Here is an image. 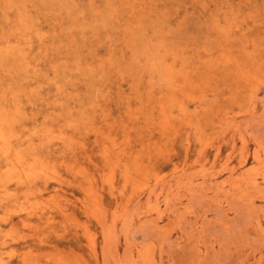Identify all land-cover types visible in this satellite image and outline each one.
<instances>
[{"label":"rangeland","instance_id":"rangeland-1","mask_svg":"<svg viewBox=\"0 0 264 264\" xmlns=\"http://www.w3.org/2000/svg\"><path fill=\"white\" fill-rule=\"evenodd\" d=\"M8 1L0 264H264V0Z\"/></svg>","mask_w":264,"mask_h":264},{"label":"bare ground","instance_id":"bare-ground-1","mask_svg":"<svg viewBox=\"0 0 264 264\" xmlns=\"http://www.w3.org/2000/svg\"><path fill=\"white\" fill-rule=\"evenodd\" d=\"M23 1V0H22ZM21 1V2H22ZM25 1V0H24ZM35 1H37V0H35ZM40 1H42V0H40ZM44 1V0H43ZM42 1V7L44 6L45 7V5L47 4L46 3V0L44 1L45 2V4H44V2ZM52 1V0H51ZM57 2V0H54V2L52 3L53 4V6H54V3H56ZM66 1V0H65ZM64 1V2H65ZM68 1V0H67ZM9 3H10V0L8 1ZM48 2V1H47ZM50 2V1H49ZM49 2H48V5H49ZM59 2V1H58ZM71 2V1H70ZM69 1H68V3L69 4H66V2H65V4L66 5H71L72 3H74L75 4V2H73V0H72V3H70ZM178 2V1H177ZM4 3H6V1L4 2ZM25 3V2H24ZM63 3V2H62ZM62 3L60 2V5H62ZM1 5H3L2 4V2L0 3ZM7 4V3H6ZM32 4H33V2H32ZM31 4V5H32ZM44 4V5H43ZM50 4H51V2H50ZM51 4V5H52ZM58 4V3H57ZM73 4V5H74ZM37 5V4H36ZM59 5V4H58ZM76 5V4H75ZM33 6V5H32ZM67 6V7H68ZM72 6V5H71ZM70 6V9L71 8H73V9H71V11H73L74 10V6H72L71 7ZM1 7V6H0ZM34 7H35V5H34ZM55 7V6H54ZM60 7V6H59ZM62 7H63V5H62ZM62 7L60 8V9H62ZM3 8V7H2ZM4 8H6L5 7V5H4ZM36 8H38L39 9V7H35V10H36ZM58 8V6L56 7V9ZM20 9V8H19ZM21 9H23V6H22V8ZM37 9V11H42V10H38ZM41 9H43V8H41ZM46 9V7L43 9V10H45ZM55 9V10H56ZM59 9V10H60ZM2 10V9H1ZM4 10H6V9H4ZM16 10H18V9H16ZM24 10V9H23ZM27 10V9H26ZM69 10V9H68ZM21 11V10H20ZM4 12V11H3ZM59 12H61V11H59ZM59 12H57V13H59ZM202 12V11H201ZM21 14H22V12H21ZM156 14V13H155ZM80 14H78V16H79ZM217 15V14H216ZM22 16V15H21ZM20 16V17H21ZM209 16V15H208ZM18 17V16H17ZM25 17V16H24ZM75 17V16H74ZM251 17V16H250ZM19 18V17H18ZM77 18V17H76ZM109 18V17H108ZM193 18V17H192ZM198 18V17H197ZM214 18H215V16H214ZM252 18V17H251ZM26 19H28L29 20V18L28 17H26ZM25 18H24V20H26ZM255 19V18H254ZM253 19V20H254ZM7 20H8V18H7ZM35 20V19H34ZM31 21V20H30ZM33 21V20H32ZM39 21V20H38ZM78 21V20H77ZM29 22V21H28ZM34 22V21H33ZM24 23V22H23ZM30 23V22H29ZM81 23V22H80ZM80 23H78L79 24V27H80ZM98 23V22H97ZM27 24V23H26ZM34 24V23H33ZM33 24H31V25H33ZM165 24V23H164ZM215 24V23H214ZM30 26V25H29ZM35 26V25H34ZM33 26V27H34ZM24 27V26H23ZM36 27V26H35ZM34 27V28H35ZM40 27V26H39ZM170 27V26H169ZM80 28H82V30H83V27H80ZM181 28V27H180ZM25 29H26V26H25ZM31 29V28H30ZM159 29V28H158ZM218 29V28H217ZM222 29V28H221ZM182 30V29H181ZM134 31V30H133ZM171 31V30H170ZM28 32V31H27ZM39 32V31H38ZM26 33V32H25ZM42 33V32H41ZM159 33H160V30H159ZM171 34V33H170ZM169 34V35H170ZM28 35V34H27ZM39 35V34H38ZM131 35H132V33H131ZM137 35V34H136ZM135 35V36H136ZM41 36V35H40ZM40 36H38L39 38H40ZM42 36H44V32H43V35ZM135 36L133 37V38H135ZM143 36V35H142ZM141 36V37H142ZM22 37V36H21ZM27 37V36H26ZM143 37H145V36H143ZM107 38V37H106ZM146 38V37H145ZM144 38V39H145ZM30 39V38H29ZM142 39V38H141ZM183 39V38H182ZM17 40V39H16ZM32 40V39H31ZM157 40V39H156ZM163 40V39H162ZM165 40V39H164ZM180 40V39H179ZM179 40H176V41H179ZM26 41H27V39H26ZM40 41V40H39ZM138 41V40H137ZM136 41V42H137ZM160 41V40H159ZM184 41V40H183ZM255 41V40H254ZM148 42V41H147ZM150 42H152V41H150ZM29 43V42H28ZM85 43V42H84ZM134 43V42H133ZM7 44V43H6ZM15 44V43H14ZM155 44V43H154ZM159 44V43H158ZM157 44V45H158ZM219 44V43H218ZM8 45V44H7ZM10 45V44H9ZM12 45V44H11ZM28 45V44H27ZM138 45H139V43H138ZM151 45V44H150ZM205 45V44H204ZM22 46V45H21ZM25 46V45H24ZM136 46V45H135ZM140 46V45H139ZM2 47V46H1ZM26 47V46H25ZM24 47V48H25ZM84 47V46H83ZM148 47V46H147ZM23 48V49H24ZM29 48H32L31 47V44H30V47ZM73 48V47H72ZM85 48V47H84ZM158 48V47H157ZM184 48V47H183ZM6 49V48H5ZM18 49H20V48H18ZM159 49V48H158ZM11 50V49H10ZM26 50V49H25ZM169 50V49H168ZM34 51V50H33ZM144 51V50H143ZM199 51V50H198ZM7 52V51H6ZM16 52L14 51V54H15ZM25 53V52H24ZM27 53V52H26ZM136 53H138V52H136ZM13 53H12V55H14ZM161 54V53H160ZM164 54V52L161 54V55H163ZM183 54V53H182ZM2 55V54H1ZM8 55V54H7ZM10 55V54H9ZM160 55V56H161ZM180 55H181V53H180ZM224 55V54H223ZM5 56V55H4ZM11 56V55H10ZM26 56V55H25ZM195 56V55H194ZM86 57H87V55H86ZM193 57V56H192ZM212 57V56H211ZM9 58V57H8ZM9 59H11V57L9 58ZM147 59H149L148 57H147ZM223 59V58H222ZM5 59H3L2 61H4ZM90 60V59H89ZM11 61V60H10ZM22 61H23V59H22ZM15 62V61H14ZM20 62L21 61H19V64H20ZM24 62V61H23ZM28 62V61H27ZM6 63V62H5ZM5 63H3V64H5ZM209 63V62H208ZM2 64V65H3ZM23 64V63H22ZM29 64V63H28ZM220 64V63H219ZM235 64V63H234ZM14 65H15V63H14ZM25 65V64H24ZM94 65V64H93ZM181 65V64H180ZM18 66V65H17ZM80 66V65H79ZM182 66V65H181ZM10 67V66H9ZM21 67V66H20ZM11 68H13L12 66H11ZM10 68V69H11ZM14 68H15V66H14ZM14 68H13V70H14ZM30 68V67H29ZM132 68V67H131ZM26 69V68H25ZM86 69V68H85ZM192 69V68H191ZM229 69V68H228ZM3 70H5V69H3ZM134 70V69H133ZM25 71V70H24ZM187 71V70H186ZM3 72V71H2ZM6 72V71H5ZM181 72V71H180ZM28 74V73H27ZM85 74H86V72H85ZM138 74V73H137ZM19 75V74H18ZM2 76V75H1ZM27 76V75H26ZM139 76V75H138ZM168 76V75H167ZM196 76V75H195ZM13 77V76H12ZM19 77H20V75H19ZM4 78V77H3ZM28 78V77H27ZM169 78V77H168ZM29 79V78H28ZM97 79V78H96ZM82 80V79H81ZM99 80V79H98ZM170 81V80H169ZM19 82V81H18ZM17 82V83H18ZM23 82V81H22ZM21 82V83H22ZM20 83V84H21ZM87 83V82H86ZM186 84V83H185ZM10 85V84H9ZM60 85V84H59ZM84 85V84H83ZM86 85V84H85ZM95 85V84H94ZM12 86V85H11ZM184 86V85H183ZM180 87V86H179ZM7 88V87H6ZM17 89V88H16ZM21 89H22V87H21ZM25 90L26 89H24V92H25ZM11 91V90H10ZM13 91V90H12ZM13 94H14V92H13ZM23 94V93H22ZM4 95V94H3ZM2 95V96H3ZM17 95V94H16ZM19 95V94H18ZM18 95H17V97H18ZM176 95V94H175ZM28 97V96H27ZM159 97V96H158ZM164 97V96H163ZM139 99V98H138ZM16 100H17V98H16ZM168 100V99H167ZM170 102V101H169ZM15 103V102H14ZM144 105V104H143ZM16 109H17V107H16ZM146 109V108H145ZM18 110V109H17ZM69 110H70V108H69ZM6 112H7V110H6ZM10 112V111H9ZM13 112V111H12ZM14 112H16V111H14ZM2 113V112H1ZM7 114H8V112H7ZM11 116V115H10ZM0 117L1 118H3V119H5V116H1L0 115ZM44 117V116H43ZM69 117V116H68ZM1 118H0V152H1V154H0V157L2 156L3 158H4V161L6 162V164L8 165V170H7V172H6V174H13L14 172H16V173H20V174H25L26 176H27V178H30V169H28L27 167H26V163L22 160V157L20 156V154L17 152V151H15V150H13L11 147H10V145L8 144V139H7V133L5 132V125H6V123H5V121H1ZM26 118V117H25ZM29 118V117H28ZM163 119V118H162ZM19 120V119H18ZM31 120V119H30ZM29 120V121H30ZM170 122V121H169ZM166 123V122H165ZM167 126V125H166ZM165 126V127H166ZM28 128V127H27ZM23 129V128H22ZM19 133V132H18ZM50 134V133H49ZM12 136V135H11ZM19 136L20 135H18V139H19ZM54 136V135H53ZM65 136V135H64ZM14 137V136H13ZM44 138H45V136H44ZM65 138V137H64ZM12 139V138H11ZM33 139V138H32ZM31 139V140H32ZM50 139V138H49ZM10 141V140H9ZM18 141V140H17ZM50 142V141H49ZM18 143V142H17ZM12 144V143H11ZM17 145V144H16ZM20 145V144H19ZM18 145V146H19ZM31 145V144H30ZM36 147V146H35ZM49 151V150H48ZM51 152V151H50ZM54 154V153H53ZM56 162V161H55ZM72 165V164H71ZM50 170V169H49ZM39 171V170H38ZM52 171V170H51ZM56 172V171H55ZM77 172V171H76ZM75 173V172H74ZM19 176V175H18ZM23 180V179H22ZM35 205V204H34ZM42 207V206H41ZM31 209V208H30ZM159 212V211H158ZM157 212V213H158ZM2 219V218H1ZM1 221V220H0ZM6 223V222H5ZM10 231V230H9ZM12 239H14V238H12ZM16 240V239H15ZM4 243V242H3ZM12 252V251H11ZM11 254V253H10Z\"/></svg>","mask_w":264,"mask_h":264}]
</instances>
